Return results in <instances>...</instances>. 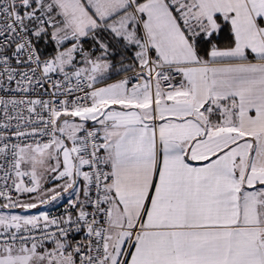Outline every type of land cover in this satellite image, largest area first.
<instances>
[{"label": "snow or ice", "instance_id": "snow-or-ice-1", "mask_svg": "<svg viewBox=\"0 0 264 264\" xmlns=\"http://www.w3.org/2000/svg\"><path fill=\"white\" fill-rule=\"evenodd\" d=\"M0 264H264V0H0Z\"/></svg>", "mask_w": 264, "mask_h": 264}]
</instances>
